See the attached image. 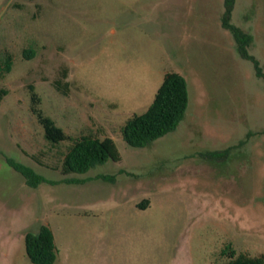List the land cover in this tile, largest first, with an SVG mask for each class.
<instances>
[{
	"label": "rangeland",
	"instance_id": "374dc122",
	"mask_svg": "<svg viewBox=\"0 0 264 264\" xmlns=\"http://www.w3.org/2000/svg\"><path fill=\"white\" fill-rule=\"evenodd\" d=\"M224 10V0H0V55L13 56L0 84L9 90L0 104V264H33L25 236L43 225L55 235L54 264L264 254V80L223 27ZM232 22L257 38L249 50L264 69V0H236ZM66 69L64 94L54 83ZM170 71L188 82L185 118L130 146L122 127L148 110ZM30 85L73 139L112 138L121 160L63 174L72 141L45 137ZM227 148L224 159L205 156ZM8 158L56 183L31 187Z\"/></svg>",
	"mask_w": 264,
	"mask_h": 264
},
{
	"label": "trees",
	"instance_id": "16d2710c",
	"mask_svg": "<svg viewBox=\"0 0 264 264\" xmlns=\"http://www.w3.org/2000/svg\"><path fill=\"white\" fill-rule=\"evenodd\" d=\"M225 10L222 15V25L229 30L236 41L239 55L253 63L256 75L264 80V69L259 59L250 53L253 36L232 22L233 10L236 0H224ZM31 51V52H30ZM24 56L28 59L36 56L35 50H24ZM13 68V56L11 54L0 55V84L6 74ZM55 87L67 93L69 88L68 69L63 72V78L57 80ZM32 113L37 117L44 129L45 137L52 143L57 144L72 141L69 150L64 156L61 172L65 175L71 173H86L99 164L108 160L120 161L121 153L112 138L104 139L91 135H83L73 139L51 117L44 113L41 108L42 98L34 85L29 86ZM9 94L6 88H0L1 101ZM189 86L186 77L176 71L167 72L160 85L154 101L148 110L142 114L132 115L122 127L124 140L134 147H145L155 140L175 131L185 118L189 106ZM230 149L209 151L206 157L212 159H224ZM9 163L25 177L31 187L40 183H56L32 167L8 158ZM103 179H113L108 175L100 176ZM63 182H80L77 178H66ZM26 252L33 264H54L57 260V246L53 230L43 225L38 232H27L25 236ZM221 264H264V254L250 255L246 252L236 253L232 251L229 259Z\"/></svg>",
	"mask_w": 264,
	"mask_h": 264
},
{
	"label": "crops",
	"instance_id": "0c3cea01",
	"mask_svg": "<svg viewBox=\"0 0 264 264\" xmlns=\"http://www.w3.org/2000/svg\"><path fill=\"white\" fill-rule=\"evenodd\" d=\"M242 29H243V28H242ZM250 34H251V33H250ZM251 35H252V34H251ZM252 36H253V35H252ZM256 39H257V38L253 36V42H255ZM253 42H252V43H253ZM251 45H252V44H251Z\"/></svg>",
	"mask_w": 264,
	"mask_h": 264
}]
</instances>
